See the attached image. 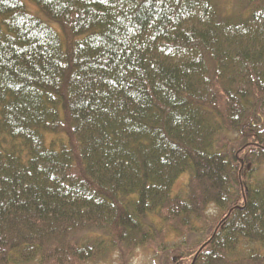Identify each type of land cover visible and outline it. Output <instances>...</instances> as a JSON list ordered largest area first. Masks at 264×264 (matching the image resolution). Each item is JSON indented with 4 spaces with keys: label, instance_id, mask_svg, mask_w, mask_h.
<instances>
[{
    "label": "trees",
    "instance_id": "obj_1",
    "mask_svg": "<svg viewBox=\"0 0 264 264\" xmlns=\"http://www.w3.org/2000/svg\"><path fill=\"white\" fill-rule=\"evenodd\" d=\"M31 1L60 31L0 0V264H264V0Z\"/></svg>",
    "mask_w": 264,
    "mask_h": 264
},
{
    "label": "rangeland",
    "instance_id": "obj_2",
    "mask_svg": "<svg viewBox=\"0 0 264 264\" xmlns=\"http://www.w3.org/2000/svg\"><path fill=\"white\" fill-rule=\"evenodd\" d=\"M225 0H221L223 2ZM231 2L232 0H228ZM28 11L31 13L37 15L38 17L46 20L49 22L52 26L55 27L58 31H60V26L57 22L51 20L37 5H35L31 0H24ZM234 3V2H233ZM50 138V137H48ZM52 138V137H51ZM50 138V140H51ZM48 139V141H50ZM261 176H264V169L260 172ZM189 173H184L174 184L173 187V193H183L184 189H186V183L188 182ZM216 212V208L214 206H210V209L208 211V215L212 216ZM157 257H156V256ZM118 264L117 258L108 259V260H101L98 262H91L90 264ZM130 264H163V258L161 255H157L154 252H150L148 250H145L143 248L137 249L132 261Z\"/></svg>",
    "mask_w": 264,
    "mask_h": 264
}]
</instances>
